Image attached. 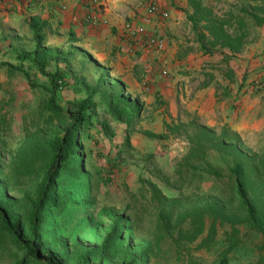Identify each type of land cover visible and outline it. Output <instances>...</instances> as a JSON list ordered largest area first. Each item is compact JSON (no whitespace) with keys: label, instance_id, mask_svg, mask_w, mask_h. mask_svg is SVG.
<instances>
[{"label":"rangeland","instance_id":"374dc122","mask_svg":"<svg viewBox=\"0 0 264 264\" xmlns=\"http://www.w3.org/2000/svg\"><path fill=\"white\" fill-rule=\"evenodd\" d=\"M203 2L225 23L229 33L243 36V48L234 53L215 46L202 23L195 25L186 20L179 37L164 34L169 46L175 43V60L190 63L193 55L208 54L217 61H199L194 71L186 67L177 72L173 68L168 74L177 79L175 84L186 94L184 99L189 97L186 89H202L216 81L221 100L231 101L219 104L218 109L200 111L191 104L192 99L185 102L179 98L172 104L155 92L135 96L126 89L139 110L129 115L121 110L124 104L113 110L112 91L125 81L109 65L104 70H91L80 62H66L65 80L60 83L63 86L54 92V97L44 76L33 73L32 82L25 76L26 83L21 72L15 77L13 71L10 80L4 86L1 84L0 205L13 222H19L27 240L35 239L29 219L33 210L29 198L36 197V186L46 171L48 143L70 124L68 111L76 110L87 99L91 105L87 111L89 118L80 126L77 157L64 164L57 174L49 201L40 214L35 243L41 247L42 258L52 251L63 264H82V257L88 253L86 264H215L217 253L228 246L230 224L217 223L211 233L214 217L209 211L205 213V230L198 239L178 233V229L186 231L192 227L190 219L179 223L178 214L184 208L174 210L171 217L175 235L159 237L157 220L164 207L153 199L151 186L155 183L169 197L179 196L173 184H179L177 165L189 143L181 135L156 133L159 125L165 128V122L187 124L195 120L218 133L229 125L240 133L247 146L255 151L264 149V67L259 71V65L253 66L248 57L253 49L264 50V0ZM79 67L87 72V80ZM95 80L96 85L92 83ZM86 82L91 85L85 86ZM54 105L61 111L53 109ZM210 158L216 164L224 163L218 154ZM214 187L212 179L206 176L186 192V199L190 202L200 198L199 206H206ZM117 218L120 233L108 250H103L102 242ZM239 227L242 233L247 231L244 225ZM249 238L246 246L231 253L230 264H247L248 259L260 256L256 246L261 242L260 236L250 233ZM25 256L27 250L14 236L0 234V264H17ZM29 264L48 263L32 258Z\"/></svg>","mask_w":264,"mask_h":264},{"label":"trees","instance_id":"16d2710c","mask_svg":"<svg viewBox=\"0 0 264 264\" xmlns=\"http://www.w3.org/2000/svg\"><path fill=\"white\" fill-rule=\"evenodd\" d=\"M189 3L194 9L189 20L195 25L203 24L213 45L226 47L234 53L243 48V36L229 33L225 28V23L214 14L210 7L204 4L203 0H189ZM253 16L258 20V16L255 14ZM42 26L31 20V27L37 40V50L33 57L25 54L21 56V59L31 58L32 63L38 67L39 73L48 77L54 97V92L63 86L60 83L65 80V74L61 68H57L55 72L46 71V62L50 55L44 44V37L41 33ZM2 65H7L11 71H23L29 82H32L30 73L24 70L23 64L14 65L2 62L0 66ZM125 90L124 83L113 89V110H117L121 104H124L121 110H126L129 115H132L139 110V106L136 101L133 102L132 97L127 95ZM90 106L89 99H87L80 102L76 110L68 111L70 124L62 134L55 135L48 143L50 157L46 164V171L36 186V197L29 198L33 207L29 219L35 239H25L19 222H13L9 212L0 205V234H11L27 250V256L17 264H29L32 258L45 260L48 264H63L52 251L47 253L46 258H42L41 247L35 243V240L39 237L40 214L49 201L57 174L64 164L77 157L80 126L89 118L87 111ZM53 109L57 112L61 111L57 105H54ZM165 134L184 136L189 143V148L177 165L179 184H173L179 190V196L169 197L163 194L155 183H151L153 199L164 207L157 220L159 237L175 235L176 230L172 227L171 217L174 210L184 208L178 214L179 223L182 224L190 219L192 227L186 231L183 228L178 229V233L191 240L198 239L205 230V213L209 211L214 217L211 233L215 231L217 223H229L232 229L229 234L228 246L222 252L217 253L215 264L218 261L219 264H230L231 253L238 248H243L249 240L251 241L250 233H255L261 238V242L256 244L260 256L248 259L246 263L264 264V149L255 151L247 146L240 133L229 125H225L218 133L195 120L187 124L165 122V132L160 136ZM217 154L223 157L224 163L216 164L210 158ZM206 176H209L215 184L211 194L207 197L206 206H199L198 203L202 200L200 198H194L189 202L186 199V192L197 187ZM217 184H220L219 188ZM195 196L196 194H194ZM239 225H244L247 231L242 233ZM119 227L120 219L117 218L102 242L103 250H108L114 242L120 233ZM89 258L90 253L83 256L82 264H86Z\"/></svg>","mask_w":264,"mask_h":264},{"label":"crops","instance_id":"0c3cea01","mask_svg":"<svg viewBox=\"0 0 264 264\" xmlns=\"http://www.w3.org/2000/svg\"><path fill=\"white\" fill-rule=\"evenodd\" d=\"M7 1L9 0H0V63L23 64L25 71L39 77L44 76V81L49 82L48 77L39 73L38 67L32 63L31 58L21 59L25 54L33 57L37 50V40L31 27V20L43 25L41 33L50 55L46 62V71L55 72L57 68L64 69L63 64L70 61L75 64L80 62L84 67H91V70L93 68L104 70L109 65L113 73L125 81L127 91L135 96L145 95L146 91L155 92L161 96L160 99L163 98V101L174 104L179 98L184 99L186 94L180 92V88L175 84L177 79H173L168 72L173 68L178 72L186 67L194 71L199 61H217L214 56L207 54L193 55L190 63H183L173 57L176 50L174 42L170 46L167 42L168 47L164 51H158L144 48L134 38L130 40L126 38L124 25L126 21L133 19L138 5L143 0H104L108 22L98 26H89L83 22L88 0H42L37 3L27 0L22 8L13 10L8 9ZM160 2L169 11V18L164 21L152 17L149 28L157 33H173L179 37V31L194 12L193 7L189 0H160ZM142 11L144 10L138 12L135 19L139 20ZM261 36L263 41L264 29ZM262 55L264 50L258 52L253 49L248 53L253 66L259 65V71L264 67ZM52 63L55 65L50 69ZM214 65L219 66V64ZM14 71L15 73L12 74L13 71L7 65L0 66V86L1 84L4 86L5 82L10 80L11 74L17 77L18 72H21L20 74L25 78L23 71ZM78 71L87 80V72L80 67ZM25 81L28 83V79ZM86 83L85 86L91 85ZM92 83L96 85L97 80ZM185 92L189 93V97L184 101L192 99L191 104L200 111H211L209 107L218 109L219 104L231 102L230 99L221 100L223 97L217 91L214 80L204 85L202 89H186ZM173 116L177 114L173 113ZM164 129L159 125L155 132L163 133Z\"/></svg>","mask_w":264,"mask_h":264},{"label":"built area","instance_id":"2783aa9c","mask_svg":"<svg viewBox=\"0 0 264 264\" xmlns=\"http://www.w3.org/2000/svg\"><path fill=\"white\" fill-rule=\"evenodd\" d=\"M27 0H9L6 2L8 9L22 8ZM42 0H29V2H40ZM87 9L83 17V22L89 26L107 24L106 7L104 0H88ZM142 11L139 20L135 19L138 12ZM132 20L126 21L124 25L125 37L129 40L134 38L144 48L150 50L164 51L167 48V39L162 33H157L149 28L152 17L160 20L169 18V11L161 4L160 0H143L137 7Z\"/></svg>","mask_w":264,"mask_h":264}]
</instances>
